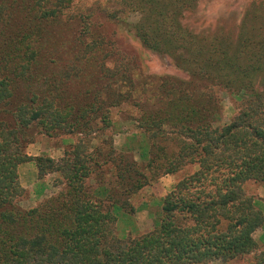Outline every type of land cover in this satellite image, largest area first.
I'll return each instance as SVG.
<instances>
[{"label":"trees","instance_id":"16d2710c","mask_svg":"<svg viewBox=\"0 0 264 264\" xmlns=\"http://www.w3.org/2000/svg\"><path fill=\"white\" fill-rule=\"evenodd\" d=\"M198 1L121 0L117 20L187 75L137 83L89 29L63 52L27 42L48 33L72 0H0V264H209L254 253L264 214L243 184L264 182V2L250 5L233 39L182 24ZM126 14L137 19L128 23ZM52 52L66 56L60 72L51 69L43 87L31 88L41 71L33 63L56 64ZM221 93L241 104L228 124H219ZM122 105L137 108L135 133L119 152L89 151L91 134L109 128L110 109ZM33 128L80 138L59 160L32 157L25 150ZM26 163L39 180L57 174L63 187L28 210L16 204ZM108 163L112 188L102 177ZM186 166L197 169L162 199L152 231L115 234L130 198ZM248 264H264V249Z\"/></svg>","mask_w":264,"mask_h":264},{"label":"rangeland","instance_id":"374dc122","mask_svg":"<svg viewBox=\"0 0 264 264\" xmlns=\"http://www.w3.org/2000/svg\"><path fill=\"white\" fill-rule=\"evenodd\" d=\"M120 4L121 0H72L69 8L63 11L59 22L50 28L48 33L43 34V36H33L27 42L33 43L34 47L40 45L45 49H49L50 46H58V50L63 52L64 48H72L77 45L81 30L89 29L104 40L106 44L112 46L120 59L130 65L137 83L145 79L147 83H157V80L161 77L187 80V75L177 69L169 58L159 56L145 49L128 32L127 27L124 26L126 24L123 25L117 20L115 16L120 17L122 9ZM252 4L260 8V0H199L196 8L185 13L181 22L194 33H221L234 39L244 13ZM124 19L128 23H132L137 17L134 14H126ZM50 57L56 64L33 63V68L41 71L37 70L39 72L36 74L37 81L27 83L32 85L31 88L43 87L46 83L45 79H48L46 75L50 74L51 69L60 72L61 61L64 62L66 56L60 61L52 52ZM1 58L0 55V60ZM153 87L147 88L146 94L148 96L152 94L151 89ZM220 99L222 112L219 124H228L241 104L239 99L227 93H221ZM136 115L137 108L134 106L122 105L111 108L109 116L111 126L91 134L88 142L89 151H92V147L95 145L104 153L109 150L119 152L127 143V139L136 131L135 122L133 121V117ZM30 135L33 143L27 146L25 152L50 157L54 160H59L62 156L57 158V155H63L64 150H69L80 138L77 134H64L62 132L47 136L40 132L38 128H33ZM24 169L27 174L23 177L25 180L29 176L31 177L32 180L28 184H32L34 193L30 195L28 191H25L23 197L16 201L17 206L21 209L34 208L45 199L56 195L63 188L61 178L57 174L48 175V183L35 178L33 163L20 165L18 171ZM196 169L194 166H186L174 175L162 176L130 198L128 203L131 208L124 210L128 214L127 216L123 215L118 218L115 225V234L122 239H133L152 231L161 215L162 199L173 190L179 181L191 175ZM102 177L106 187L112 188L113 171L110 163L104 166ZM90 183L92 187L96 186V182L92 181ZM263 188L264 182L248 181L243 184L245 196L251 198L257 208L264 214V196L260 197V194L264 193ZM51 189L53 191L48 193ZM253 237L257 244L254 253L228 263L213 261L209 264H248L256 254L264 249V226L257 229Z\"/></svg>","mask_w":264,"mask_h":264},{"label":"crops","instance_id":"0c3cea01","mask_svg":"<svg viewBox=\"0 0 264 264\" xmlns=\"http://www.w3.org/2000/svg\"><path fill=\"white\" fill-rule=\"evenodd\" d=\"M29 156H32V157H35V156H38V155H32V154H28ZM62 155H57V158H60ZM18 173H19V181H20V184H21V186H22V188H24L26 191H28L29 192V194L31 195L32 193H34L33 191H32V184H28V183H30L31 182V177L29 176V178L28 179H26L25 180V176H26V174H27V171L24 169V170H19L18 171ZM34 173H35V178L37 179V180H39L38 179V176H37V170H36V168H35V171H34ZM24 176V177H23ZM40 181H45V182H48L49 183V176H46V177H44V179H42V180H40ZM53 191V189H51V191L50 192H48V193H51ZM263 191H264V188H263ZM262 196H264V193H262V194H260V197H262ZM260 243V242H259Z\"/></svg>","mask_w":264,"mask_h":264}]
</instances>
